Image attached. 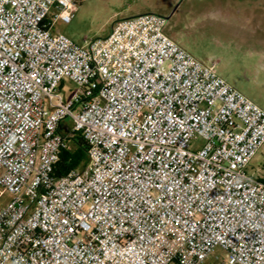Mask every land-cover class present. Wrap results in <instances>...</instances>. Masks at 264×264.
<instances>
[{
    "label": "built area",
    "instance_id": "1",
    "mask_svg": "<svg viewBox=\"0 0 264 264\" xmlns=\"http://www.w3.org/2000/svg\"><path fill=\"white\" fill-rule=\"evenodd\" d=\"M77 8L0 0V264H212L218 249L221 264H264V181L246 172L264 109L166 18L122 19L79 46L53 31ZM73 134L89 163L57 177Z\"/></svg>",
    "mask_w": 264,
    "mask_h": 264
},
{
    "label": "rangeland",
    "instance_id": "2",
    "mask_svg": "<svg viewBox=\"0 0 264 264\" xmlns=\"http://www.w3.org/2000/svg\"><path fill=\"white\" fill-rule=\"evenodd\" d=\"M154 13L166 18V34L204 64H216L218 74L235 89L264 109V0H78L69 24L58 22L53 31L79 46L105 39L115 24L126 18ZM77 85L66 80L62 91L69 99ZM72 121L62 124L72 133ZM202 140L194 143L200 149ZM69 148L74 149L72 140ZM81 166L79 169H83ZM246 172L264 181V145ZM10 196L0 188V207ZM220 259L226 252L218 249Z\"/></svg>",
    "mask_w": 264,
    "mask_h": 264
},
{
    "label": "trees",
    "instance_id": "3",
    "mask_svg": "<svg viewBox=\"0 0 264 264\" xmlns=\"http://www.w3.org/2000/svg\"><path fill=\"white\" fill-rule=\"evenodd\" d=\"M73 142L74 149L63 150L60 160L56 164L54 175L62 177L71 170L79 169L81 166L86 167L89 163L88 146L81 134H73L70 138Z\"/></svg>",
    "mask_w": 264,
    "mask_h": 264
}]
</instances>
